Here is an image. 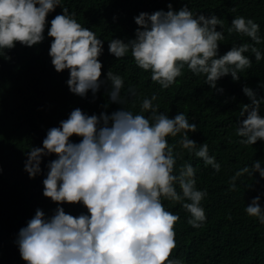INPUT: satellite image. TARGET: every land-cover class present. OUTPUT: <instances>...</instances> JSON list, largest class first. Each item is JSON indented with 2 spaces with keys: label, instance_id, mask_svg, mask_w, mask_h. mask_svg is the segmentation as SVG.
<instances>
[{
  "label": "clouds",
  "instance_id": "1",
  "mask_svg": "<svg viewBox=\"0 0 264 264\" xmlns=\"http://www.w3.org/2000/svg\"><path fill=\"white\" fill-rule=\"evenodd\" d=\"M57 6L61 13L49 21L48 15ZM133 19L138 26L134 38L109 39L108 52L117 59L130 54L162 90L175 84L187 68L193 75H202L210 89L222 93L224 89L218 87L222 77L230 74L233 81H239L240 73L252 66V57L256 62L264 59V51L257 47L264 42L260 24L248 16H234L227 33L254 43L234 40L223 54L219 45L225 40L224 20L215 13L206 16L191 10L188 3L178 9L168 3L167 11H142ZM45 29L51 38V64L58 73L68 70L66 84L71 93L84 98L90 90L95 99L106 85L110 102L126 103L121 94L124 78L111 70L101 78L103 65L98 57L104 52V40L78 22L62 0H0V57L10 59L7 52L17 42L28 47L43 42ZM260 87L264 88V81ZM127 91L136 95L131 85ZM242 91L250 103L240 107L235 135L239 144L254 145L264 141L260 111L264 96L247 84ZM156 99L155 92L150 98L145 96L137 112L123 106L110 114L89 115L76 107L59 126L47 130L42 146L26 151L24 171L30 178L41 173L43 157L55 154L46 164L42 183L43 195L57 204L51 215L37 208L19 229L15 243L26 264H185L172 256L180 216L164 202L180 203L188 213L187 223L198 229L207 219L202 201L208 193L197 188L192 163L185 162L176 171L177 159L186 150L215 172L221 164L209 154L207 142L190 138L197 124L189 122L184 112L169 117L159 111L153 103ZM73 135L80 137L78 142L70 139ZM169 137L179 138L169 143ZM255 172L264 179L260 160L238 169L230 177L229 188H236L235 181L242 174L252 177ZM260 201L256 195L244 211L264 224ZM65 203L80 204L86 212L66 213Z\"/></svg>",
  "mask_w": 264,
  "mask_h": 264
},
{
  "label": "trees",
  "instance_id": "2",
  "mask_svg": "<svg viewBox=\"0 0 264 264\" xmlns=\"http://www.w3.org/2000/svg\"><path fill=\"white\" fill-rule=\"evenodd\" d=\"M168 3L174 9L188 3L194 12L206 16L215 13L223 19L225 40L220 42V54L229 50L234 40L254 43L248 37L237 38L227 33L236 15L253 18L260 24V35L264 37V0H62L63 6L76 14L78 22L104 40V52L98 57L103 65L101 78L108 70L124 78L121 90L126 97L124 105L108 100L106 85L101 86L95 99L90 90L84 98L71 93L66 84L68 70L58 73L51 64L47 29L43 42L32 47L17 42L7 52L10 59L0 57V264H26L15 243L19 229L26 226L37 208L51 215L57 207L56 202L43 195L42 183L46 164L55 154L43 157L41 173L30 178L24 171L25 153L30 146H42L47 130L59 126L76 107L89 115H99L101 111L110 114L123 106L137 112L142 99L150 98L154 92L157 99L153 103L159 105V111L167 112L169 117L184 112L189 122L197 124V131L189 133L190 138L197 143L207 142L209 154L221 164L220 171L215 172L186 150L177 159L176 171L185 162L196 168V186L208 193L202 201L207 219L202 227L193 228L187 223L188 213L180 203L164 202L168 210L180 216L175 225L177 246L172 256L182 258L185 264H264V224L244 211L256 195L261 196L260 203L264 206V179L258 172L252 177L242 174L235 181L236 188H229L230 177L238 169L251 165L253 160H260L264 167V141L241 145L235 135L240 107L250 103L242 87L247 84L264 96V88L260 87L264 81V59L256 62L252 57V66L240 73L239 81H233L230 74L222 77L218 87L224 91L220 93L204 84L202 75H193L187 68L175 84L162 90L147 72L134 64L130 54L117 59L108 52L109 39L134 38L138 27L134 16L142 11H167ZM61 11L57 6L47 19L50 21ZM257 47L264 51V42ZM130 85L136 95L128 93ZM106 103L108 106L104 108ZM260 111L264 114V103ZM178 138L169 137V143ZM70 139L78 142L80 137L73 135ZM62 206L72 215L86 212L80 204Z\"/></svg>",
  "mask_w": 264,
  "mask_h": 264
}]
</instances>
